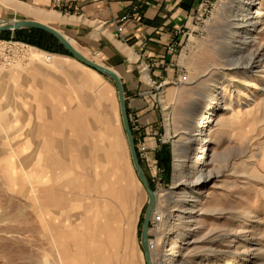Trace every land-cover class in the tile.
<instances>
[{"label": "rangeland", "instance_id": "obj_1", "mask_svg": "<svg viewBox=\"0 0 264 264\" xmlns=\"http://www.w3.org/2000/svg\"><path fill=\"white\" fill-rule=\"evenodd\" d=\"M255 12L260 14L253 18ZM33 13L48 14L24 0L0 3V21L51 22ZM246 20L255 23L248 25ZM245 29L249 47L239 43ZM30 30L0 31V264L91 262L87 247L77 254L70 238L64 239L63 251L57 250L47 208L39 202L41 186L52 181L32 182L33 175L39 178L42 173L39 167L30 168L35 155L27 146L51 154L44 135L37 145L34 138L39 129L40 133L52 131L55 109L68 114V120L60 121L65 129L73 126L72 113L90 133L98 126L95 117L110 121L113 133L108 135L115 142L114 151L105 134L103 144L95 148L106 145L104 153L114 159L120 184L130 192L123 207L114 203L119 218L111 264H147L141 233L149 196L131 160L116 86L67 55L49 35ZM28 39L42 47L21 41ZM69 41L88 59L105 66L93 50ZM33 48L59 56L46 60L39 54L31 59ZM251 54H255L252 60ZM263 58L264 0H200L178 50L174 78L150 85L157 119L153 128L142 130L139 116L128 112L126 104L139 164L156 195L148 231L154 245L152 252L148 246L151 264H168L173 251V264H264ZM204 116L209 118L196 149L195 134ZM79 145L69 139V146ZM140 146H146L145 151L140 152ZM87 149L88 159L77 161L83 170L62 165L66 195L70 186H76L78 173L92 185L95 166L91 146ZM198 154L201 159L194 167ZM176 157L182 160L177 176ZM40 166L49 176V166ZM72 194L86 195L77 190Z\"/></svg>", "mask_w": 264, "mask_h": 264}, {"label": "crops", "instance_id": "obj_2", "mask_svg": "<svg viewBox=\"0 0 264 264\" xmlns=\"http://www.w3.org/2000/svg\"><path fill=\"white\" fill-rule=\"evenodd\" d=\"M24 1L48 12L34 13L35 17L49 16L44 20L51 22L45 24L101 56L105 67L114 70L122 82L128 112L139 116L142 130L153 128L157 119L150 85L174 78L178 50L200 0ZM124 15L128 18L121 22ZM119 25L122 31L118 33ZM30 31L41 34L36 29ZM170 46L175 51H170ZM145 73L151 82L144 79Z\"/></svg>", "mask_w": 264, "mask_h": 264}, {"label": "bare ground", "instance_id": "obj_3", "mask_svg": "<svg viewBox=\"0 0 264 264\" xmlns=\"http://www.w3.org/2000/svg\"><path fill=\"white\" fill-rule=\"evenodd\" d=\"M259 14L260 12L258 13L255 12L253 18H256L257 16H259ZM36 17L41 19H47L49 16L42 17L41 14H39V16L36 15ZM39 22L44 23L43 21H39ZM244 23H247L248 25H252L255 22L253 20H246ZM237 32H240V29L237 30ZM230 33L232 32L230 31ZM233 34L236 35L237 33L234 32ZM243 35L245 36L244 37L245 39L243 38V40L239 41V43L242 44L243 47H249L250 41H247L246 39V36L248 35L246 29L243 30ZM33 50L34 51L30 55L31 59H35L36 57L39 56V54H44L46 60H50L51 58L56 57V55L54 54L51 55L46 52L44 53L43 51H40L35 48H33ZM254 55L255 54H251V60L254 58ZM261 61L264 63V58ZM96 74L99 75L98 73ZM146 80L150 81L148 75H146ZM249 85L252 86L251 83ZM38 98L41 102L42 96H38ZM208 110L209 109H207V111ZM51 112L53 114L52 119L50 120L53 123L52 131L49 133H43V132L40 133L39 131L40 129H39L34 138L37 140L36 142L37 145L38 140L44 135L47 138L46 141L51 145L52 148L50 149L51 154L48 155V153H46L43 148L36 150V146L34 147L32 145L31 146L28 145L27 147H29L28 152H30L32 156L35 155V161H34L35 163L33 162V165L30 168L34 169L35 166L36 168L39 167L40 168L39 171L42 173L41 177L39 178L38 176L33 175L32 182H35L36 184H40V181H43L44 179L46 180L50 179L52 181V185L45 184L44 187L41 186L43 198L39 199V202L41 203V205L47 208L49 214L48 216L50 217L48 218L51 221L50 229L52 230L54 236L56 237L57 250L63 251L64 239L70 238L72 240V246L74 250L77 252V254L80 255L81 252L84 250V248L87 247L91 261V262L89 261L90 264H111V260L115 256V247L118 237L116 235V228H118L117 223L119 218V216L116 213V207L114 203L119 205L120 207H123L125 204L124 202L127 196V192L129 191L127 190V187L125 185L120 184L119 175L116 174L117 172L115 169L114 159L112 158L109 159L106 153H104L106 145L103 146V148L101 149L95 148V144L97 143L103 144L102 141L104 137L102 135L105 134L108 137L110 136L111 140L108 141L107 143L109 147H112V150L114 151L115 142L112 136L108 135L110 133H113L110 132L111 130L110 121L104 117L102 120L99 119L98 117H95V123H98L96 124L98 126L97 129H95L96 132L90 128L91 129L90 131H92L90 133L88 132V130L82 129L80 118L74 116V113L72 114L75 120L69 119V121L73 123L74 127L70 126V128L65 129V126L62 125L60 121L61 119H65V118L68 120L67 117L68 114L66 113V111L63 112L61 110L55 109L52 110ZM70 112H75V110L74 109L70 110L69 113ZM76 112H78V110H76ZM43 115H45V112H43ZM208 118L209 117L204 116L202 121L197 127L198 130L195 134L197 135V138L195 139L197 141L196 149H198L199 145H201L203 141V137H202L203 128L205 127V124L208 122ZM77 123L78 124L80 123L81 126L80 124L78 126ZM37 126L40 127V122L37 123ZM106 130H108V133L106 132ZM65 136L67 137L65 138ZM70 138L77 140L80 143V145L77 147L69 146ZM88 146H91V150H92L91 160L93 161V164L95 166L93 167L94 178L92 185H90V182L87 178H85L81 173H78L75 178L76 186H70V190H69L70 193L66 195L63 192L64 183L62 180L63 173L61 172L62 165L63 167H66L67 164L74 165L79 170H83L82 163L78 164L77 161L82 158H84L83 159L84 161L88 159V149H87ZM200 159L201 158L199 154L196 155V158L193 162L194 167L198 165ZM43 163L49 166V171H50L49 176L48 174L47 175L44 174L45 172L43 169L44 167L40 166ZM98 163H100L99 167H97ZM181 167H182V160L176 157L175 169H174L176 176L180 172ZM109 170L111 172H108ZM196 173L197 172H195L194 174ZM86 186L88 189H84V187ZM74 190L80 192L83 191L87 196L84 194L85 197H81L77 194H72V192L74 193ZM155 202H156V195H155ZM148 246L150 251L152 252L154 245L151 241L148 242ZM175 256H176V251H173V253L170 256L168 264H173L174 262L173 260ZM76 264H84V263L81 262L79 259L77 260Z\"/></svg>", "mask_w": 264, "mask_h": 264}, {"label": "water", "instance_id": "obj_4", "mask_svg": "<svg viewBox=\"0 0 264 264\" xmlns=\"http://www.w3.org/2000/svg\"><path fill=\"white\" fill-rule=\"evenodd\" d=\"M36 29L43 31L53 38L57 40V42L78 62L84 64L85 66L97 71L101 75H104L111 79L117 89L118 93V100L121 110V116L123 121L124 130L127 136L129 148H130V154H131V160L134 166V169L136 171V174L144 186L148 196H149V202L147 206V210L145 213L143 226H142V233H141V241H142V247L145 254V259L147 264H151L150 260V252L148 249V231H149V224L151 215L155 206V194L150 189V186L148 184V181L141 169V166L139 164V160L136 154V148L134 139L132 136V132L129 125L128 115L126 111V102H125V96L123 91L122 82L118 76V74L105 66H102L90 59H88L86 56H84L82 53H80L69 41V39L64 36L62 33L58 32L56 29L52 28L51 26L44 24L42 22L36 21V20H14V22L11 21H0V31H10V30H18V29Z\"/></svg>", "mask_w": 264, "mask_h": 264}, {"label": "trees", "instance_id": "obj_5", "mask_svg": "<svg viewBox=\"0 0 264 264\" xmlns=\"http://www.w3.org/2000/svg\"><path fill=\"white\" fill-rule=\"evenodd\" d=\"M36 32H39V33H41V34H45V35H49V34H47V33H45V32H43V31H39V30H37ZM50 36V35H49ZM50 37H52V36H50ZM21 41H23V42H25V41H27V42H25V43H28V44H30V45H32V46H41L42 47V44L41 43H39V42H36L34 39H28V40H21ZM60 45V44H59ZM61 46V45H60ZM44 47V46H43ZM62 47V46H61ZM62 49L64 50V52H66L67 53V55H70L63 47H62ZM44 50H46V48H44ZM71 56V55H70Z\"/></svg>", "mask_w": 264, "mask_h": 264}, {"label": "built area", "instance_id": "obj_6", "mask_svg": "<svg viewBox=\"0 0 264 264\" xmlns=\"http://www.w3.org/2000/svg\"><path fill=\"white\" fill-rule=\"evenodd\" d=\"M127 18H128V16H127V15H124V16H122V17L120 18V21L123 22V21H125ZM117 31H118V33L122 31V25H119V26L117 27ZM174 48H175L174 46H170L168 49H169L170 51H175ZM145 149H146V146H140V152L145 151Z\"/></svg>", "mask_w": 264, "mask_h": 264}]
</instances>
